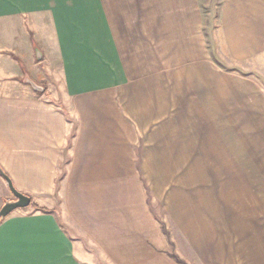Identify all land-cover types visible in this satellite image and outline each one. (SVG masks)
<instances>
[{
	"label": "crops",
	"instance_id": "crops-1",
	"mask_svg": "<svg viewBox=\"0 0 264 264\" xmlns=\"http://www.w3.org/2000/svg\"><path fill=\"white\" fill-rule=\"evenodd\" d=\"M253 57L264 0H0V167L31 199L0 220V264H182L155 252V229H185L166 188L217 153Z\"/></svg>",
	"mask_w": 264,
	"mask_h": 264
},
{
	"label": "rangeland",
	"instance_id": "rangeland-1",
	"mask_svg": "<svg viewBox=\"0 0 264 264\" xmlns=\"http://www.w3.org/2000/svg\"><path fill=\"white\" fill-rule=\"evenodd\" d=\"M210 45L215 52L213 40ZM221 57L217 51V63L226 68ZM255 58L248 59L254 61L246 78L250 89L227 99L233 105L218 106L222 108L218 116L231 122L216 124L217 153L201 154L200 170H178L175 176H184V185L166 188L179 191L182 201L172 204L181 206L185 229L171 227L169 219V229H162L160 235L153 230L154 240L166 243L155 252L179 263L225 264L229 257L246 260L233 264H255L251 260L258 258L257 247H264V67L259 68ZM145 189L154 217L166 220V214H171L156 208L165 203H156L152 188L146 185ZM246 243L249 249H244Z\"/></svg>",
	"mask_w": 264,
	"mask_h": 264
},
{
	"label": "water",
	"instance_id": "water-1",
	"mask_svg": "<svg viewBox=\"0 0 264 264\" xmlns=\"http://www.w3.org/2000/svg\"><path fill=\"white\" fill-rule=\"evenodd\" d=\"M36 58H41V53L38 49H36ZM23 81L30 84L32 88L37 91H43L44 89L42 86L38 85L35 81H33L28 75L24 77ZM0 176L3 177V179L6 181L8 189L14 197V199L4 201V203L0 207V220H2L15 209L29 206L31 199L29 195L22 193L14 186L11 178L1 167Z\"/></svg>",
	"mask_w": 264,
	"mask_h": 264
}]
</instances>
